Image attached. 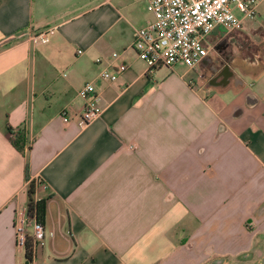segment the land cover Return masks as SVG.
<instances>
[{
	"label": "crops",
	"instance_id": "1",
	"mask_svg": "<svg viewBox=\"0 0 264 264\" xmlns=\"http://www.w3.org/2000/svg\"><path fill=\"white\" fill-rule=\"evenodd\" d=\"M151 18L141 0H0V264H264L262 60L230 82L210 78L212 51L184 74L148 68L131 45ZM86 81L100 116L64 122ZM30 182L44 236L28 261Z\"/></svg>",
	"mask_w": 264,
	"mask_h": 264
},
{
	"label": "built area",
	"instance_id": "2",
	"mask_svg": "<svg viewBox=\"0 0 264 264\" xmlns=\"http://www.w3.org/2000/svg\"><path fill=\"white\" fill-rule=\"evenodd\" d=\"M146 10L152 14L143 26L135 31L131 47L148 68L171 67L184 64L197 67L203 58L215 51L210 36L214 32L239 31L244 19L257 15V6L264 0H141ZM241 12L242 17L235 14ZM54 28L37 31L17 32L2 41L28 39L36 43L49 40ZM183 34V35H181ZM80 52V50H78ZM100 76L114 81L118 74L109 69L101 71ZM84 100L79 114L69 116L62 111V120L77 121L80 127L87 126L100 116L102 108L92 81H86L78 90ZM35 184L47 187L42 179ZM16 246L25 251L29 239L34 243L44 236V226L29 210L28 204L17 208L14 221Z\"/></svg>",
	"mask_w": 264,
	"mask_h": 264
},
{
	"label": "rangeland",
	"instance_id": "3",
	"mask_svg": "<svg viewBox=\"0 0 264 264\" xmlns=\"http://www.w3.org/2000/svg\"><path fill=\"white\" fill-rule=\"evenodd\" d=\"M260 4V3H259ZM237 16L242 17L239 10L234 9ZM151 17V15H150ZM264 1L257 6V15L254 18L244 19L241 31H231L220 35L210 36V40L214 44L215 51H212V56L215 57L212 62L213 66L216 64L228 66L237 71H243L246 65L251 62H246L242 57L244 55L256 54L262 60L264 65ZM250 57V55L248 56ZM252 65V64H251ZM261 65V66H262ZM259 66V68L261 67ZM263 67V66H262ZM176 71L184 74L189 71V67L182 64L175 67ZM194 77V75H192ZM250 81L247 79L246 83L250 86Z\"/></svg>",
	"mask_w": 264,
	"mask_h": 264
},
{
	"label": "trees",
	"instance_id": "4",
	"mask_svg": "<svg viewBox=\"0 0 264 264\" xmlns=\"http://www.w3.org/2000/svg\"><path fill=\"white\" fill-rule=\"evenodd\" d=\"M14 146L18 149V150H22L23 149V144H24V136L21 132L18 133L17 135V139L13 141ZM25 170L27 172L28 168L27 165L25 167ZM33 182H30L28 185V206H29V210L32 214H34V216L38 219V220H42L43 218V203L41 201H34L31 197V194L33 193ZM33 247H34V243L31 241V239L28 240L26 246H25V257L26 259L29 261L32 259L33 256Z\"/></svg>",
	"mask_w": 264,
	"mask_h": 264
},
{
	"label": "flooded vegetation",
	"instance_id": "5",
	"mask_svg": "<svg viewBox=\"0 0 264 264\" xmlns=\"http://www.w3.org/2000/svg\"><path fill=\"white\" fill-rule=\"evenodd\" d=\"M250 57L248 58H256V54H253V56H251L252 54H249ZM248 55V56H249ZM213 74H211L210 78L214 81H219V82H230L231 79L235 78L234 73L230 70V68H228V66H223V65H219V64H215L213 66ZM209 79V78H208ZM235 81V79H234Z\"/></svg>",
	"mask_w": 264,
	"mask_h": 264
},
{
	"label": "clouds",
	"instance_id": "6",
	"mask_svg": "<svg viewBox=\"0 0 264 264\" xmlns=\"http://www.w3.org/2000/svg\"><path fill=\"white\" fill-rule=\"evenodd\" d=\"M181 35H183V34H181Z\"/></svg>",
	"mask_w": 264,
	"mask_h": 264
}]
</instances>
